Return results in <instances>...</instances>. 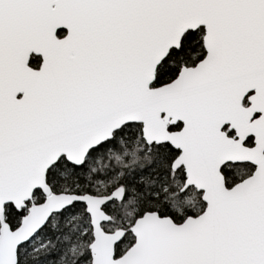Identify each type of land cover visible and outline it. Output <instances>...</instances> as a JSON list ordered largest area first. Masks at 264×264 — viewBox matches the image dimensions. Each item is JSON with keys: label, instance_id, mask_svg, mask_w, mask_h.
<instances>
[{"label": "snow or ice", "instance_id": "6c2138e0", "mask_svg": "<svg viewBox=\"0 0 264 264\" xmlns=\"http://www.w3.org/2000/svg\"><path fill=\"white\" fill-rule=\"evenodd\" d=\"M0 264H264V0H0Z\"/></svg>", "mask_w": 264, "mask_h": 264}]
</instances>
